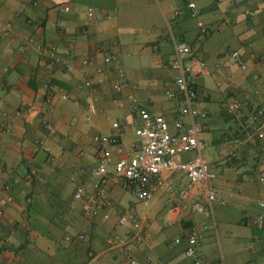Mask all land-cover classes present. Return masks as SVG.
Returning a JSON list of instances; mask_svg holds the SVG:
<instances>
[{"label":"crops","instance_id":"0c3cea01","mask_svg":"<svg viewBox=\"0 0 264 264\" xmlns=\"http://www.w3.org/2000/svg\"><path fill=\"white\" fill-rule=\"evenodd\" d=\"M189 1L199 8L198 17L189 14ZM66 4L68 11L62 9ZM87 7L99 11V22L84 31ZM0 14L12 24L10 38L0 34V124L11 125L0 142V189L9 182L13 194L0 215V264H124L119 250L107 245L108 237L124 233L117 222L121 212L140 220L133 255L142 264H191L184 241L173 239L186 236L192 226L201 229L197 248L205 264H264V231L255 225V200L264 198V186L246 177L264 163V142L243 143L238 124L225 111L232 95L254 89L258 93L250 100L264 107V63L247 60L248 69L259 73L253 81L229 57L231 50L243 52L247 42L264 51V0H0ZM197 19L208 29L204 38L198 36ZM171 35L208 64L209 72L196 78L198 120L206 126L203 154L216 174L212 184L218 195H236L226 205L213 204V223L207 209H171L182 202L178 187L186 178L179 173L167 176V191L145 201L109 179L111 206L86 215V200L74 202L72 193L97 162L93 136L118 135L122 149H112L113 159L131 155L138 142L137 114L127 95L169 123L179 116L166 92L175 74L168 67ZM29 39L25 54L19 55L16 46ZM112 43L121 51L126 76L118 92L112 91L116 75L94 54L95 46ZM51 45L76 61L93 55L106 71L98 73L91 65L88 79L82 73L68 74L59 64L48 68ZM92 98L96 111L86 120ZM42 118L56 127L54 134L44 129ZM39 138L47 151L36 145Z\"/></svg>","mask_w":264,"mask_h":264},{"label":"built area","instance_id":"2783aa9c","mask_svg":"<svg viewBox=\"0 0 264 264\" xmlns=\"http://www.w3.org/2000/svg\"><path fill=\"white\" fill-rule=\"evenodd\" d=\"M213 1L218 3L222 0ZM186 6L192 17H198L199 8L194 1H189ZM62 9L68 11L69 6L63 5ZM83 16L85 19L84 31H89L91 26L98 25L99 11L95 8L87 7ZM197 26L199 38H204L208 33L206 25L201 19H197ZM11 32V22L5 21L0 14V34L10 38ZM170 39L172 56L168 61V67L175 74L166 92L176 103L179 116L169 123L163 115L151 113L141 106L133 94L127 95L129 108L137 114V119H134L133 122L138 142L131 155L113 159L112 149L118 151L122 149L118 135L97 133L93 136L97 148V162L90 168L88 180L76 184L72 193L74 202L82 198L86 200V215H94L103 207L111 206L112 199L107 187L109 179L131 190L136 199L145 201L159 191H167L169 189L167 176L175 172L179 173L186 178L185 182L178 187V195L182 202L181 205H174L171 209L175 212L187 207L198 212L207 209L213 223V204L217 201L221 205H226L236 195L235 191H230L223 196L218 195L212 184L216 174L210 169L203 154L205 143L202 135L206 126L198 120L199 110L195 105L198 98L196 78L209 72L208 64L196 55L185 41L173 35ZM29 42H31L30 39L18 43L16 50L19 55L25 54ZM37 48L41 49V45H37ZM94 54L100 56L101 63L106 65L107 71L114 73L117 77V80L112 84V91H120L126 80L120 49L115 43L110 44L107 48L97 45L94 48ZM229 57L241 71L248 73L253 81L259 79V73L256 70L248 69L247 60L264 63V51H256L252 43L247 42L243 52L238 49L231 50ZM54 64L61 65L68 74L82 73L89 79L88 67L95 66L96 62L93 55H85L77 61L73 60L58 53L56 46L51 45L48 48V59L45 66L51 68ZM95 69L98 73L106 71L102 66L97 65ZM77 85L81 86V82ZM257 93V89H254L251 93L232 95L225 103L226 114L238 124L243 143L264 142V107L250 100L251 94ZM61 97L66 99L68 94L62 93ZM95 100L92 98L88 103V112L84 117L86 120L90 119L96 111ZM113 101L119 107L124 106L121 99H113ZM77 103L78 100H76ZM17 114L22 116L23 112L19 109ZM137 120L140 122L138 123ZM41 123L48 133L56 132V127L48 119L42 118ZM112 126L117 127L118 123L112 122ZM10 131L9 123L0 124V142H4ZM35 143L39 148L48 150L43 138L37 139ZM79 153H83V150H80ZM185 153L193 154L189 157H182ZM49 158L51 159L52 156L49 155ZM30 174H36V170L30 169ZM246 177L255 178L259 185L264 186V163L253 173H248ZM12 201L11 183L7 182L0 189V215L6 211ZM255 204L258 207L255 225L264 231V198L256 199ZM117 222L124 226V233L108 237V247L113 249L115 247L119 250L123 256L124 264H142L133 255L136 242L140 237V220L131 213L121 212ZM200 231V228L192 226L186 236H177L173 239V243L184 241V255L191 264H205L197 248ZM78 237L83 238L84 235L79 234Z\"/></svg>","mask_w":264,"mask_h":264},{"label":"rangeland","instance_id":"374dc122","mask_svg":"<svg viewBox=\"0 0 264 264\" xmlns=\"http://www.w3.org/2000/svg\"><path fill=\"white\" fill-rule=\"evenodd\" d=\"M239 140H240V139H238L237 142H238ZM229 147H230L229 144H227L223 149H224V150H227V149H229Z\"/></svg>","mask_w":264,"mask_h":264},{"label":"trees","instance_id":"16d2710c","mask_svg":"<svg viewBox=\"0 0 264 264\" xmlns=\"http://www.w3.org/2000/svg\"><path fill=\"white\" fill-rule=\"evenodd\" d=\"M240 130V129H239ZM241 132V131H240Z\"/></svg>","mask_w":264,"mask_h":264}]
</instances>
